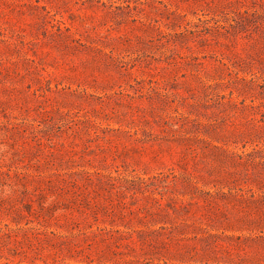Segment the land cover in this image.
Returning a JSON list of instances; mask_svg holds the SVG:
<instances>
[{
	"label": "rangeland",
	"instance_id": "1",
	"mask_svg": "<svg viewBox=\"0 0 264 264\" xmlns=\"http://www.w3.org/2000/svg\"><path fill=\"white\" fill-rule=\"evenodd\" d=\"M0 264H264V0H0Z\"/></svg>",
	"mask_w": 264,
	"mask_h": 264
}]
</instances>
